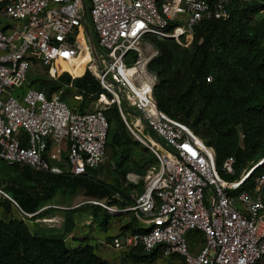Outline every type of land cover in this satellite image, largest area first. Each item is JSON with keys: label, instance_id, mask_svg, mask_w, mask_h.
Here are the masks:
<instances>
[{"label": "built area", "instance_id": "2783aa9c", "mask_svg": "<svg viewBox=\"0 0 264 264\" xmlns=\"http://www.w3.org/2000/svg\"><path fill=\"white\" fill-rule=\"evenodd\" d=\"M230 2L0 0V162L52 175L90 176L108 164L103 111L114 105L128 132L155 155L156 163L143 176L126 174L127 183L143 182V191L131 194L132 205L94 202L111 216L132 212L146 225L118 233L109 248L156 250L182 264H257L264 258V156L237 179H225L223 175L234 174V158H225L218 170L214 149L157 107V78L148 68L159 55L153 39L189 48L194 28L203 20L227 19ZM84 53L83 72L103 90L93 111H74L60 92L47 97L30 85L32 67L46 66L48 77L55 79L57 61L76 68ZM257 168L262 171L253 190L243 189ZM0 198L19 208L1 189ZM192 232L203 240L197 250Z\"/></svg>", "mask_w": 264, "mask_h": 264}, {"label": "trees", "instance_id": "16d2710c", "mask_svg": "<svg viewBox=\"0 0 264 264\" xmlns=\"http://www.w3.org/2000/svg\"><path fill=\"white\" fill-rule=\"evenodd\" d=\"M262 10L264 0H231L229 17L201 21L194 28L189 48L180 47L171 39H153L159 55L148 68L157 78L153 91L157 107L214 149L218 170L225 158H234V174L223 175L228 180L237 179L251 162L264 156V18L251 25ZM31 75H28L30 85L47 97L60 92V98L66 102L62 90H72L74 96H80L78 108L70 107L74 111L84 112L86 105L103 93L88 71L75 78L61 73L47 80H32ZM209 76L211 81L207 82ZM103 113L107 121L108 164L92 170L90 176L52 175L14 164L21 178L32 184L8 188L21 211L32 215L24 218L45 217L48 212L39 210L55 187H80L99 202L106 200L117 208L132 205V192L143 191L142 181L126 185L122 181L127 173L143 176L156 163L155 155L131 136L116 106H109ZM103 169L121 176L122 181L104 182L95 178ZM261 171L262 168L255 169L243 189L252 191ZM11 205L8 200L0 202L7 213ZM75 209L91 214L93 224L103 232L107 230L112 216L102 207L83 204ZM73 213L64 215L60 230L46 232L38 228L30 230L23 220L16 218L0 219V264H107L87 238L78 240L74 246L66 242L74 228ZM126 214L131 217L120 232L139 231L133 213ZM126 252L140 261L154 260L159 255L156 250L144 252L142 248Z\"/></svg>", "mask_w": 264, "mask_h": 264}, {"label": "rangeland", "instance_id": "374dc122", "mask_svg": "<svg viewBox=\"0 0 264 264\" xmlns=\"http://www.w3.org/2000/svg\"><path fill=\"white\" fill-rule=\"evenodd\" d=\"M262 18H264V10L260 11L257 15H255L251 25H257ZM86 19L88 32L90 36L94 38L89 19L87 17ZM97 51L98 53H100V50ZM87 58V54L84 53L82 58L78 59L81 64L76 68L75 66L77 65L74 66L72 64H65L61 63L60 61H57V75L61 73L72 74V72H74V74L76 75L81 74V72L83 71L84 63ZM29 73L32 74V80H34L35 78L44 80L50 79V77H48L46 73V66L44 65H36L35 67H32L29 70ZM62 91L63 92L61 96H63V98L65 99L66 104L71 108H78V104L80 103V101L75 100L73 91ZM96 108L97 101L93 100L86 105L85 111H93ZM136 156L140 157L139 152H136ZM95 178L104 182H113L116 179L119 183L122 181L121 176L116 175L114 172H111L108 169L99 170ZM125 181H122L123 184H128L127 181ZM12 185L17 188L28 187L32 184L21 178L19 170L15 169L14 165H8L3 162H0V189L3 190L10 198H12V195L8 188ZM261 193L262 195H264V186L261 188ZM132 194L134 195L136 194V192H132ZM94 202H99V200L87 195L86 192L80 187H55L53 192L43 201L41 208L48 212L45 217L36 219H26L24 218L25 215L20 211V209L12 204L9 213L5 212L4 209L0 206V219L8 220L9 218H16L18 220H23L30 230L38 228L46 232L52 229L60 230L63 223L64 215L67 213L69 214L70 212H74V216L72 218L74 222V228L72 230L71 236L67 237L66 242L70 246H74V244H76L78 240L90 237L91 239L88 241L91 242L92 245L94 244L93 246L95 249V253L101 258L105 259L107 261V264H182V261L176 257H163L161 255H156L154 260L146 259L145 261H140L136 259V257L131 256L126 251H115L111 248H99L100 246L98 241L99 238L102 237L103 231L98 229V227L94 226L91 214L86 213L85 211L75 212V208L83 204H94ZM100 202L107 204L106 200H100ZM130 217L131 214L112 216L111 218L114 221H112V224L110 223L111 225L108 226V228L110 229V237L108 238H112V234H116L118 231H120L121 226L128 223ZM46 219H53L54 223H46L44 221ZM138 228L145 229L146 225L138 223ZM189 237H191V242L194 243V247L196 246L194 249L197 250L200 247L201 243H203L202 238H200V236L196 232H192ZM257 264H264V258L260 260Z\"/></svg>", "mask_w": 264, "mask_h": 264}, {"label": "crops", "instance_id": "0c3cea01", "mask_svg": "<svg viewBox=\"0 0 264 264\" xmlns=\"http://www.w3.org/2000/svg\"><path fill=\"white\" fill-rule=\"evenodd\" d=\"M112 221H114L112 218H110V220H109V225H111L112 224ZM111 223V224H110ZM94 226H96V225H94ZM97 227V226H96ZM99 229V228H98ZM109 231H110V229L109 228H107V230L106 231H104V232H102V237L101 238H99V248H105V249H107V248H109V246H108V243L110 242V240L115 236V235H117L118 233H120V231H118L116 234H112V238H108V237H110V234H109ZM69 236H71V234L69 235ZM68 236V237H69ZM88 240H90L91 238L90 237H88L87 238ZM88 243H89V245H91L93 248H94V244L92 245L91 244V242H89L88 241ZM77 244V243H76ZM76 244H74V245H76ZM95 250V249H94Z\"/></svg>", "mask_w": 264, "mask_h": 264}]
</instances>
